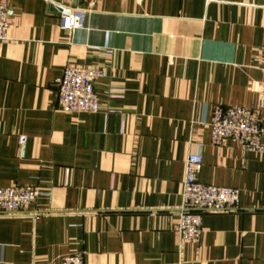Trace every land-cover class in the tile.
<instances>
[{
  "label": "crops",
  "instance_id": "0c3cea01",
  "mask_svg": "<svg viewBox=\"0 0 264 264\" xmlns=\"http://www.w3.org/2000/svg\"><path fill=\"white\" fill-rule=\"evenodd\" d=\"M0 1V186L42 192L0 216V264H264V153L214 145L210 126L217 105L264 119V0ZM61 5L84 27L62 29ZM69 64L103 72L99 112L60 110ZM193 153L201 182L241 194L198 242L175 230Z\"/></svg>",
  "mask_w": 264,
  "mask_h": 264
},
{
  "label": "built area",
  "instance_id": "2783aa9c",
  "mask_svg": "<svg viewBox=\"0 0 264 264\" xmlns=\"http://www.w3.org/2000/svg\"><path fill=\"white\" fill-rule=\"evenodd\" d=\"M86 11L61 5L62 29L69 33L84 27ZM10 26L9 3L0 1V42L8 39ZM103 76L98 68L76 66L65 67L59 81V108L66 113H97L101 102L95 92V82ZM111 96H114L111 94ZM211 126V140L222 145L234 140L247 150L264 153V119L250 108L243 106L214 108ZM20 155L24 156L27 137H19ZM203 166L200 153L189 155L185 163L182 188V203L177 210L176 232L183 241L198 242L203 232V215L235 212L240 207V190L235 187L206 184L198 175ZM42 192L37 188L0 186V216H19L34 205ZM32 217H40L38 211ZM52 264H85L82 253H74Z\"/></svg>",
  "mask_w": 264,
  "mask_h": 264
}]
</instances>
